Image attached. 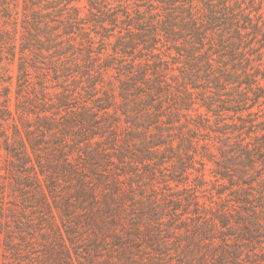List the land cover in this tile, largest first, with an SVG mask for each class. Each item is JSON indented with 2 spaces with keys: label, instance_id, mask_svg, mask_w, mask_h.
Listing matches in <instances>:
<instances>
[{
  "label": "trees",
  "instance_id": "1",
  "mask_svg": "<svg viewBox=\"0 0 264 264\" xmlns=\"http://www.w3.org/2000/svg\"><path fill=\"white\" fill-rule=\"evenodd\" d=\"M263 13L0 0V212L36 223L10 178L59 244L37 264H264Z\"/></svg>",
  "mask_w": 264,
  "mask_h": 264
},
{
  "label": "rangeland",
  "instance_id": "2",
  "mask_svg": "<svg viewBox=\"0 0 264 264\" xmlns=\"http://www.w3.org/2000/svg\"><path fill=\"white\" fill-rule=\"evenodd\" d=\"M78 6L82 9V15H85L86 10L84 8V2H79ZM3 164L4 161L2 158L0 160V166ZM208 177L209 176H207V178ZM8 181L9 184L5 187L8 196L5 199V207H13L19 212L23 209H27L30 214L23 216V218L35 219L36 223L32 225L30 229H27L25 226L20 228L17 222L18 218L15 219L10 217L8 211H4V213L0 212V264H37L41 259L45 258V250L48 246L50 248L59 247L58 241L51 228L46 225L42 226L44 223L36 220L38 217L37 207L33 204H29V202H26V200L20 196L12 179L9 178ZM39 224H41V227ZM45 232H48L47 236L44 235ZM87 236H89V234H87ZM23 241H25V243ZM77 250V257L71 251L73 261L70 264H78L77 261H80L81 264H87L89 261V248L82 245ZM107 254V251H101L99 253H92L91 256H94V258L96 256L97 261L102 262L108 260ZM114 260L115 259H113V262L115 263L116 261ZM63 263L69 264L68 261Z\"/></svg>",
  "mask_w": 264,
  "mask_h": 264
}]
</instances>
